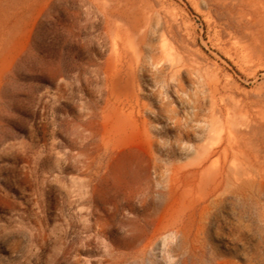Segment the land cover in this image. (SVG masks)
<instances>
[{"label":"rangeland","instance_id":"1","mask_svg":"<svg viewBox=\"0 0 264 264\" xmlns=\"http://www.w3.org/2000/svg\"><path fill=\"white\" fill-rule=\"evenodd\" d=\"M0 264H264V0H0Z\"/></svg>","mask_w":264,"mask_h":264}]
</instances>
